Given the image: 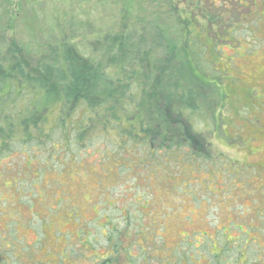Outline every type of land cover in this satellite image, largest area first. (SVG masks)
I'll list each match as a JSON object with an SVG mask.
<instances>
[{
    "label": "rangeland",
    "instance_id": "1",
    "mask_svg": "<svg viewBox=\"0 0 264 264\" xmlns=\"http://www.w3.org/2000/svg\"><path fill=\"white\" fill-rule=\"evenodd\" d=\"M214 1L225 20L220 29L227 23L233 29L231 36L229 32L214 43L212 38L200 40L205 46L201 57L204 84L195 82L188 72L187 59L180 53L181 29L168 0L0 2V35L15 40L34 60L48 45L64 38L74 37L72 42L88 57L87 43L92 36L115 34L127 26L136 27V34L137 28H146L150 36L155 27L164 35V43L181 64L187 81L202 91L189 97L205 96L198 102L201 109L190 119L194 135L190 137L200 139L197 147L203 151L198 152L202 157L192 163L187 161L192 156L190 150L172 151V155L178 154L177 161L168 166L166 178L148 181L154 194H146L149 203L142 206L131 225L122 214L134 205L128 203L127 196L136 192L145 195L146 185L144 180L134 185L135 177L126 175L122 180L117 176L100 182L113 168L111 163L107 166L109 161H98L101 156L106 152L113 157L122 154L109 141L112 137L92 135L83 149H62L47 166L43 163L48 161L50 149L26 151L36 155L38 164H26L20 155L5 161L0 166V258L7 257L14 264H103L111 251L103 248L105 227L112 222L126 230L123 247L135 243L131 254L138 255L140 248L151 250L158 259L151 264H164L165 260L214 264L210 257L221 254L222 246L237 247L229 253L230 264H246L241 254L247 247L252 249L248 250L249 264H254L253 252L258 248L264 262V0H231L227 6ZM238 1L241 4L236 5ZM229 14L238 21H229ZM71 27L76 29L73 33ZM145 39L148 44L154 41ZM148 46L154 51L153 45ZM42 104H46L44 100ZM47 108L46 124H51L58 109L55 104ZM86 112L84 107L75 111L70 119L74 126L84 123ZM79 155L88 164L70 159H80ZM140 227L145 232L137 235ZM146 229L160 235L164 246H148ZM87 237L91 246L82 244ZM63 250L66 258L58 263ZM119 255L126 257L122 247Z\"/></svg>",
    "mask_w": 264,
    "mask_h": 264
},
{
    "label": "trees",
    "instance_id": "2",
    "mask_svg": "<svg viewBox=\"0 0 264 264\" xmlns=\"http://www.w3.org/2000/svg\"><path fill=\"white\" fill-rule=\"evenodd\" d=\"M197 1L168 0V3L181 29L183 42L180 53L187 59L188 72L195 82H202L205 71L201 57L204 53L202 47L205 46L200 40L212 38L214 43L229 32L228 36H231L233 27L227 23L220 29L225 20L216 10V1ZM221 1L225 6L231 3V0ZM237 3L241 4V1ZM229 16V21H238L231 14ZM6 25L8 27V22ZM135 28L127 26L115 34L106 33L100 38L98 35L92 36L87 43L88 57L82 53L78 43L72 42L74 37H71L70 41L64 38L54 45H48L35 60L15 40L7 39L5 33L0 35V166L19 155L24 157L26 164H38L34 159L36 155L26 153L33 148L35 151L51 150L48 161L43 163L47 166L56 161L54 155L62 149L72 152L73 148L83 149L92 135L112 137L109 141L121 149L122 154L113 157V154L106 152L98 161H109L107 166L111 163L117 172L112 168L102 181L98 180L104 182L117 176L122 180L126 175L129 179L135 177L134 185L141 183V180L146 185L145 195L136 192L127 196L128 203H134L122 211L127 225L132 224L137 213L143 211L142 206L149 203L150 195L154 194L148 181H161L168 176V166L178 157V154L172 155V151L185 147L192 154L187 161L192 163L198 160V152H203L197 147L200 139L190 137H194L190 119L201 109L198 102L205 96L199 94L197 99L189 97L194 91H202L187 81L173 51L166 47L162 32L152 27L149 36L146 28H137V34L133 32ZM71 29L72 33L76 30ZM145 37L149 41L154 40L152 44H148ZM148 45H153L154 51H150ZM43 100L46 104L40 105ZM50 104H55L58 110L53 122L46 124L45 111ZM83 107L87 110V118H84L83 124L74 126L70 119L76 110ZM85 156L89 157L90 154L85 152ZM79 157L76 159L77 156H72L70 159L79 164H88V160L86 163L81 155ZM119 171L121 176L118 175ZM147 193L149 197H145ZM105 228L108 232L103 248L111 251L103 264H111L118 259L119 264H140L141 259L143 264H151L152 260H158L148 247L140 248L138 255L130 253V247L135 249V243L123 247L126 230H122L119 223L109 222ZM136 231L137 235L145 232L142 227ZM146 232L145 242L148 246H164L162 237L155 235L153 229H146ZM96 242H99L98 238ZM82 244L91 246L88 237ZM121 247L125 258L119 255ZM222 247L224 253L210 257L214 264H230L229 253L237 249ZM244 250L241 255L249 264L248 250L252 249L247 247ZM257 253H262L259 248L253 252L254 264H264ZM163 263L177 264L176 260H165Z\"/></svg>",
    "mask_w": 264,
    "mask_h": 264
},
{
    "label": "flooded vegetation",
    "instance_id": "3",
    "mask_svg": "<svg viewBox=\"0 0 264 264\" xmlns=\"http://www.w3.org/2000/svg\"><path fill=\"white\" fill-rule=\"evenodd\" d=\"M66 235H67V233H66ZM61 236H62V234H61ZM60 236V237H61ZM57 255V254H56ZM59 259H58V263L60 262V261H63L65 258H66V252L63 250L62 251V254H58V256H57ZM48 262L47 261H45V262H41V264H47ZM0 264H14L13 262L11 263V262H9V260H8V258L7 257H4V256H2L1 258H0Z\"/></svg>",
    "mask_w": 264,
    "mask_h": 264
}]
</instances>
